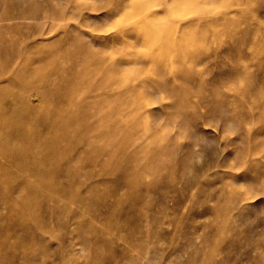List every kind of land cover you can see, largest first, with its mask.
<instances>
[{
    "label": "rangeland",
    "instance_id": "374dc122",
    "mask_svg": "<svg viewBox=\"0 0 264 264\" xmlns=\"http://www.w3.org/2000/svg\"><path fill=\"white\" fill-rule=\"evenodd\" d=\"M30 1L22 5L27 6ZM51 1L59 4L63 0ZM76 3L84 8L80 20L67 17L54 25L33 20L5 24L13 26L17 35L26 40L25 46H41L45 58H54L53 67H71L78 80H84L76 86L79 91L86 92L89 87L91 95V88L102 79L112 80L113 92L123 100L113 97L96 118L90 114L95 126L106 131L122 122L126 131L130 130L127 138L130 141L149 131L150 139L135 142V147L142 144L150 148L155 137L165 140L171 137L178 146L177 159H168L162 170L143 174L142 191L150 183H163L148 206L142 203L137 206V191L129 194L124 189L118 190L123 201H117L112 193L106 195L104 189L116 186V172L96 174L90 183H100L101 188L91 194L96 201L91 216L86 208L61 198L64 205L57 215L64 220L51 218L49 230L43 231L39 206L32 212L37 218L36 234L32 237H29L33 229L29 225L30 214L21 218L25 232L15 230L16 219L0 205V264H264V0H128L127 9L116 11L111 17L104 15L109 8L116 9V0H75L73 5ZM17 5L10 3L9 9L16 12ZM204 11L209 14L204 15ZM229 12L234 14L238 25L235 34L210 24L211 18ZM71 27L78 29L76 44L68 39ZM56 46L61 50L53 57L47 50ZM30 53L27 56L31 65L45 60ZM152 61L160 62L164 68L160 70L162 75ZM111 64H119L120 71L107 74L105 69ZM97 65L99 70L93 73ZM21 66L30 67L24 62ZM155 81L175 94L153 88ZM4 83L2 80L1 84ZM175 103L179 105V116L173 108ZM219 105L224 107L217 109ZM36 115L42 118L40 112ZM180 120H184V125L178 123ZM91 123L90 118L84 126H92ZM35 124L25 126L42 129L35 128ZM69 133L77 135L73 126L69 127ZM123 140L121 132L112 142L89 138L92 146L116 152L124 148ZM62 144L66 146L65 141ZM133 150L132 146L126 148ZM190 152L192 161L182 165L180 158ZM143 156H147V151ZM101 159L110 166L118 162L140 166L138 161H123L118 153L113 160ZM0 162L8 164L1 157ZM16 171L14 168L18 174ZM172 176H176L174 183L170 182ZM27 179L34 183L38 180ZM10 185L16 183L9 177L1 189L6 191ZM159 191H166L160 194L167 195V199ZM82 192L87 194L86 190ZM39 200L45 210L51 211L47 200ZM134 206L150 208H141L144 212L141 219L139 211L133 215L125 210ZM108 209L110 219L105 216ZM72 211L74 215H82L84 224L88 223L82 227L85 236L72 228ZM2 225L10 229L6 246L2 245Z\"/></svg>",
    "mask_w": 264,
    "mask_h": 264
},
{
    "label": "bare ground",
    "instance_id": "6f19581e",
    "mask_svg": "<svg viewBox=\"0 0 264 264\" xmlns=\"http://www.w3.org/2000/svg\"><path fill=\"white\" fill-rule=\"evenodd\" d=\"M25 1L0 0V157L4 158L8 163L1 164L0 162V205L7 208L9 214L16 219L17 227H15V230L16 228L20 231L25 229L26 225L24 224V220L21 218L27 213L28 215L30 214L29 217L32 224L29 225L33 229L29 233V237H32L36 234L34 233V229L37 224V218L35 217L36 214L32 212L38 209L39 206L42 211V230L46 232L49 230L48 223L51 218H55L57 221L64 220L60 219L57 215L61 207L64 205L62 202L64 200L61 198L66 199L70 203L77 204L79 208H86L87 212L90 213L91 216L94 213L92 210V204L95 201L93 200V196H91V194L99 191L101 184L96 182L90 183V181L96 176V174L97 176H105L108 175L109 172H116V180L114 181L116 186L113 185L115 187L113 189L108 186L107 189H104L106 192L105 194L108 195L109 193H112L115 195V198L118 199L117 201H123V197L117 194L119 193L118 190L124 189L129 194L131 191H133L131 194H133L134 191H137L136 203H139L137 206H140V203H142L143 206H148V203H150L155 192H158V190L163 187V183H150L147 186L145 185L146 189L145 191H142L141 186L144 183L142 176H145L143 174L151 170L158 171L164 169L167 165L168 159L170 161L171 158L174 157L177 159L179 152L177 144L172 141L171 137L169 139L167 138V140H165V137H155L153 139L154 142L152 147L149 148L148 146H144L142 144L135 147V142L143 140V138L150 139L151 135L149 131L142 133L141 136L137 137V140L130 141L127 140L130 136V130L126 131L122 122H117L116 126H112L106 131H104L100 126H95L93 118H96L97 114L102 112L105 105L111 100V98L116 97L119 100H123L122 96L113 92L112 80L102 79V81L98 82L97 85L91 88V95L88 93L90 92L89 87L86 92H84V90L79 91V87L76 86L81 85L84 80H78L76 73L71 67L67 69L62 68L59 65H54L53 67L52 62L54 61V58H45L43 48H41V46L37 44L35 46H25L26 40L17 35V31L13 28V26L7 25L11 22H25L30 20L43 22L47 25H54L55 21H65L67 17L80 20V18L83 17L84 8L78 5V3L73 5L75 0H63L60 1L59 4H54L51 0H31L27 6H24L22 4ZM116 1V9L109 8L108 14L106 13V15H104L105 17H111L115 15L116 11L120 13L127 9L126 2L128 0ZM10 3L18 4L16 12L9 9ZM203 13L204 15L209 14L208 11H204ZM88 18L86 17L87 20H89ZM210 24L214 25L217 29L229 31L231 34L237 33L236 30L238 25L234 20V14L231 12L222 13L218 17L211 18ZM77 30L78 29L75 27H71L68 30V39L71 44H76V42H78V38L76 36ZM152 31L154 34L158 33L156 32L157 30L155 27L152 28ZM158 37L162 38L163 36ZM60 42L62 43V41ZM167 43V46L172 47V45H170L171 43ZM82 44L84 45L83 42ZM164 44H166V42ZM60 50L61 48L56 46L48 48L47 51L54 57L59 54L58 52H60ZM27 53L34 54V58L36 56L38 59L40 56H43L45 60H40L37 64L31 65ZM86 54H84L83 59H86ZM21 62H24V64L29 63L30 67H22ZM40 62L44 63L41 64ZM151 63H153L158 70V74L162 75L163 73H161L160 70L161 68H164L161 66L160 62L152 61ZM99 66L100 65H97L96 68L94 66L93 70H95H91V72L93 71V73H96L99 70ZM108 67L105 69L107 74L120 71L119 64H111ZM84 73L85 72L80 73L79 75H83ZM88 73L89 72L87 71L86 74ZM2 80L5 82L3 85L1 84ZM152 87L156 89L160 88L165 90L167 93H174L171 88L157 81L152 84ZM65 88H67V90L63 91ZM34 98H36V100H34ZM5 101L8 102L4 103ZM34 101H38L39 103L36 105L34 104ZM222 107L224 106L219 105L217 106V109H222ZM173 108L174 110L176 109V116H179L180 111L177 110V108H179L178 103H175ZM38 112L42 114V118H39L36 115ZM74 113L77 115L76 117ZM90 114L94 117L92 118ZM90 118L92 126H84L86 122L89 123ZM226 120L228 119L226 118ZM26 123H36V126H33L35 128L41 127L42 129H32V127L29 129L25 126ZM178 123L184 125L185 122L184 120H180ZM39 124H43V126H37ZM72 126L74 127V134L77 135L69 133V127ZM120 132L124 136V142L122 143L124 148L118 152L108 147H94L92 146L91 141H89V138L93 136L99 141L107 139L109 142H112L116 137V134ZM193 135L197 139V134L193 133ZM64 141L66 146L62 144ZM128 146L134 147V150L126 151ZM146 151L147 156L144 158L143 153ZM117 153L122 156L123 161H131L132 163L138 161L140 162V166L136 167L134 164H122L121 162L116 163L114 166H110L107 160L106 162H103L101 159V157H108L110 160H113L115 159ZM251 154L253 155V153ZM180 160L182 165H185L186 162L190 163V161H192L191 152L185 158H180ZM97 167H99V170H97ZM14 168L17 170L16 172H18V174L14 172ZM176 176H172L170 179L171 183H174ZM9 177L14 179L16 185H10L6 191H3L1 187ZM27 177L37 178L38 180L34 183L29 181ZM83 177L85 179H82ZM87 181H89V183ZM179 181H182L181 178ZM82 190H86L87 194L82 192ZM160 192L166 194V191H159V194ZM160 195L165 196L163 194ZM166 196L164 198H166ZM40 198L45 199V201L47 200V202L51 204V211L45 210V206L39 204L38 201H40ZM125 198H127V196ZM164 200H162V203H164ZM168 200L170 201V197H168ZM109 203L110 202H108V204ZM154 203L155 201L153 204ZM110 205L111 203L109 206ZM127 206L128 205H126V207ZM143 206H141V208H146ZM111 207L112 205L109 208ZM134 207L125 208V210L127 209V212H132L133 215H135L134 212L139 211V214L137 215H140L142 219L144 217V212L142 213L143 209H137L135 207L137 209L136 210ZM73 211L71 212L72 214ZM91 211H93L92 214ZM109 211H111V209L106 211L107 213L105 216H108L110 219ZM129 215L132 214L130 213ZM154 216H152V221H154ZM127 217L130 216L127 215ZM136 217L133 218L136 219ZM8 218L9 217L7 216V220ZM71 218L73 222H69H71L72 228L74 226L76 231L75 233L85 236L86 234L84 233V229H82V227L87 226L88 223L84 224L82 215L78 213ZM127 220H129V218ZM115 221L118 222V220ZM135 222L137 223V220ZM135 222L133 223L135 224ZM149 222L147 223L149 224ZM1 224H3V220ZM102 225H105V223ZM128 226L126 228L129 229ZM141 227L138 230H140ZM12 228L14 229V227ZM120 229L121 227L119 230ZM9 230L10 229H8L7 225L3 226V230L1 232L3 246L10 238ZM100 231L101 229H99V233ZM142 231L143 230H141V233ZM15 237L19 238L18 234H16ZM73 237L75 238V236ZM48 254H51V252H48Z\"/></svg>",
    "mask_w": 264,
    "mask_h": 264
}]
</instances>
